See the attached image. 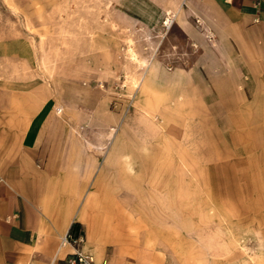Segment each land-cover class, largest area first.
Segmentation results:
<instances>
[{
    "label": "rangeland",
    "instance_id": "rangeland-1",
    "mask_svg": "<svg viewBox=\"0 0 264 264\" xmlns=\"http://www.w3.org/2000/svg\"><path fill=\"white\" fill-rule=\"evenodd\" d=\"M193 1L0 0V89L43 84L61 132L108 163L96 264H264V114L232 104L227 45ZM154 66L197 68L204 101L146 103Z\"/></svg>",
    "mask_w": 264,
    "mask_h": 264
},
{
    "label": "crops",
    "instance_id": "crops-1",
    "mask_svg": "<svg viewBox=\"0 0 264 264\" xmlns=\"http://www.w3.org/2000/svg\"><path fill=\"white\" fill-rule=\"evenodd\" d=\"M194 1L212 22L217 43L227 45L223 53L236 84L232 104L251 115L258 107L263 115L264 0ZM182 27L190 37L197 34L191 24ZM198 79L197 68L169 72L154 66L143 99L149 103L154 94L173 106L204 101ZM238 82L244 84L243 98ZM19 86L0 89V264H63L74 249L62 239L75 223L85 228L84 250L95 255L94 212L108 202V163L83 138L61 132L66 117L56 115L43 84Z\"/></svg>",
    "mask_w": 264,
    "mask_h": 264
},
{
    "label": "built area",
    "instance_id": "built-area-1",
    "mask_svg": "<svg viewBox=\"0 0 264 264\" xmlns=\"http://www.w3.org/2000/svg\"><path fill=\"white\" fill-rule=\"evenodd\" d=\"M63 245L71 246L74 251L70 253L63 261V264H96L94 257L84 250L85 237L79 231L77 233L69 232L63 238ZM107 264V263H103Z\"/></svg>",
    "mask_w": 264,
    "mask_h": 264
},
{
    "label": "trees",
    "instance_id": "trees-1",
    "mask_svg": "<svg viewBox=\"0 0 264 264\" xmlns=\"http://www.w3.org/2000/svg\"><path fill=\"white\" fill-rule=\"evenodd\" d=\"M80 227H81L80 223H75V224L72 226L71 232H73V233H77V232H79Z\"/></svg>",
    "mask_w": 264,
    "mask_h": 264
}]
</instances>
